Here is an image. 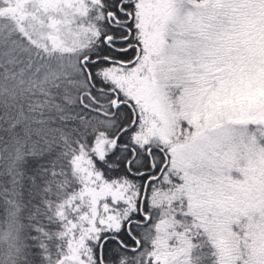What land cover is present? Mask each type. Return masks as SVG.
Instances as JSON below:
<instances>
[{
	"label": "snow or ice",
	"instance_id": "6c2138e0",
	"mask_svg": "<svg viewBox=\"0 0 264 264\" xmlns=\"http://www.w3.org/2000/svg\"><path fill=\"white\" fill-rule=\"evenodd\" d=\"M0 264H264V0H0Z\"/></svg>",
	"mask_w": 264,
	"mask_h": 264
}]
</instances>
